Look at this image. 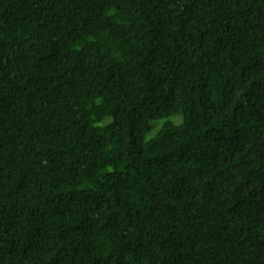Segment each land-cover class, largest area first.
Returning <instances> with one entry per match:
<instances>
[{"label": "trees", "instance_id": "1", "mask_svg": "<svg viewBox=\"0 0 264 264\" xmlns=\"http://www.w3.org/2000/svg\"><path fill=\"white\" fill-rule=\"evenodd\" d=\"M0 264H264V0H0Z\"/></svg>", "mask_w": 264, "mask_h": 264}, {"label": "rangeland", "instance_id": "2", "mask_svg": "<svg viewBox=\"0 0 264 264\" xmlns=\"http://www.w3.org/2000/svg\"><path fill=\"white\" fill-rule=\"evenodd\" d=\"M173 121H174V123L178 124V123H180L181 118L179 116H176L173 118ZM154 126H155V128H154L153 132H155L158 129V127L160 126V122H155Z\"/></svg>", "mask_w": 264, "mask_h": 264}]
</instances>
